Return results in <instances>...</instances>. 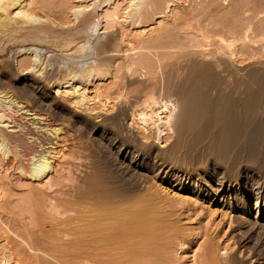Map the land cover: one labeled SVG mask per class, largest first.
<instances>
[{"label": "rangeland", "instance_id": "1", "mask_svg": "<svg viewBox=\"0 0 264 264\" xmlns=\"http://www.w3.org/2000/svg\"><path fill=\"white\" fill-rule=\"evenodd\" d=\"M62 1L56 0L58 7L62 3L57 8L56 2L53 0L52 4H55L56 7L52 5L43 12L44 14L38 12V16H42L43 18L47 14L50 20L58 18L57 22H60V20L63 22V19L66 18V7L72 4L74 6L75 3L77 5L79 0H71L72 2L68 0ZM258 1L261 4L264 3V0H252V3H258L256 5L253 4V7L250 5V0L249 6L251 8L247 7V12L243 10V14V11L239 13L240 15L237 14L239 17L241 16L240 18L233 13L231 16L229 14V7H227L228 9L224 7L225 11L222 7L221 13L219 12L221 15L218 14V19L222 20V22L224 20H226L225 23L227 21L230 22L233 19L232 22H228L231 25L230 28L233 27L231 23L236 24V22H233L235 18H237L238 26L242 24L244 27L246 20L248 21L249 19L250 21V18H252L251 21L254 24L250 23L251 21L247 22L246 26L242 27V30L240 27V30L243 35L244 31L249 29L248 33L249 35L251 34L249 39L253 37V41L257 45L253 44L251 46L252 42L250 41L252 39L247 44L251 46V49L254 46L258 47V49L254 47L255 50H252L254 53H252L250 48H247L248 50L245 49L248 51L247 53L242 52L243 45L236 43L237 52H240L241 58H239L242 61L237 58L234 63H225L228 67L225 64H215L216 62L210 58L203 59L201 55L202 51H200L201 48L199 50L196 49V45L195 48L191 49L194 42H192L193 44H189L192 39L190 37L187 39V36L190 34L187 33V27L184 22L186 19L185 13L180 14L178 22L180 21L181 23L177 22L178 24H174L172 32H175V36L179 35L178 37L181 39L179 43L182 42V44L178 43L180 47L176 46V49H172L173 52L170 55H175L174 60H170V57L166 58V56L165 60H167V63L172 61L170 63L172 64L176 61L175 57L179 58L177 59L180 63L178 67L186 68L182 71L179 68L178 72H175L177 68L174 66V68L172 66L170 68L169 65L165 69L164 77L166 78L167 76L168 81L174 84L173 87H175L171 91L172 94L176 95L181 87H186L185 83H188V86L190 83L193 84L199 81L200 78H206L205 75L210 71L208 75H211L212 72V79L218 77L215 79L216 81L220 79V83L217 82L223 86H221L222 89L227 87L229 89L234 88L233 90L235 91H241H236L231 96V105L234 106L236 112L239 110L237 113H240V104L245 97L242 93L244 89L246 87L256 89L259 83L264 82V4L260 5ZM67 2L70 3L67 5ZM187 2L189 0H180L178 8L181 5V7L183 6L182 10L185 8L184 10L187 11L189 9L188 5H190ZM207 2L209 3L208 6L206 5ZM207 2L204 4L207 7L203 5L206 9L212 7L211 1ZM73 6H71V9ZM226 9L229 13L226 12ZM252 9L253 11H251ZM59 10H62V12ZM68 11L70 12V10ZM256 11L259 13L256 14ZM260 11L262 12L260 13ZM236 29L235 27V33ZM251 29L254 30L252 31ZM102 30L106 31L105 29H101L100 32ZM109 31H111V34H114V29L109 28ZM64 32L65 29H63ZM185 33H187V36ZM237 33L236 37L238 35V38H241V32ZM108 34L111 35L110 32ZM223 35L224 38L228 36L224 32ZM183 42H185V48L183 47ZM57 44V41H50L44 45H36V47L43 50L41 55L42 65L37 68L38 70L40 69L39 76L20 74V66H16L15 61L17 59H14L13 56L14 48L7 51L3 56H0V88L13 93L22 107L41 117L51 130H58L56 135L37 134L32 130L31 121L27 116L21 112L19 113V111L13 116L14 125L24 127L23 133L38 138V142L26 144L23 148L21 147L19 154H15L13 149H11L12 154L10 153L5 159L0 153V189H4L5 193V198L0 202V264H3L5 260L9 264H14V260H18L21 264H36V261L30 259L28 252L24 248L18 247L17 243L19 239L16 236L20 237L23 241L39 244V250L35 253L39 259V264H86L79 259L82 254V250H80L81 244L69 243L78 238L81 241L84 240L85 237L81 234L83 233L87 236L90 233L88 230L92 228L88 224L98 221V219L100 220V225L112 230L118 225L125 226L123 223L128 222L139 223L141 228V231L138 232L137 230V233L134 230H132V233H126L124 232V228L119 238V243L113 247L114 249L104 252L106 256L103 258L102 264H217L208 259L206 251L210 250V248L220 257L226 255V257L229 256L228 258L234 259L235 264H264V243H261L264 241L260 240L264 236V210H261L256 217L254 207V199L257 197L263 203L264 184H262V191L259 190L257 196L254 194L256 191L254 193L251 192L252 189H255L253 187L255 185L254 182L246 180L247 183H245V179L243 178H245L246 174H241L242 186L246 184L250 191L251 198L248 201L250 207L249 214L231 210L221 203L223 197L231 194L227 192V186L221 194L217 195V198L211 200L205 199L200 191L196 193L193 186L194 182L196 183L195 186L200 187V190L205 189L203 185L212 184L209 180V174L212 170L211 168H213L212 165L218 162V160H216L217 158L214 153L210 151H208L209 153L204 152L206 160L203 158V164L195 165L196 168L187 162L190 155L188 154L189 149L186 150L188 148L186 147L187 145L184 143L182 149V143L178 144L175 141L177 140L175 136H171L172 138L170 139H166L167 137L159 138L160 140L158 141V134H156L153 136V139H144L141 134L142 131L137 128L136 122L129 115H132L131 111L135 110L134 108L139 103L140 105L137 108L141 107V101L144 104L145 99H148L146 95L147 91L140 94V90L143 89L142 87L150 86L151 82L147 80V77L141 78L140 73H135V76L133 73L132 78L129 74L130 77L122 72L117 75L119 76L118 79L121 78L115 80L117 82L115 83L116 85L113 84L115 81L110 76L103 80H98L96 84L98 83L97 85H100L101 88H105L108 84L109 86H113L111 90L115 94L118 87H124L123 93H126V96H128L116 100L113 112L100 113L93 117L91 115L88 116L80 111L78 112L74 107H70L66 101L60 100L58 97L56 98L53 93L52 84L63 75V70L60 67L67 63L65 57L72 51H64ZM188 45L189 49L186 47ZM237 45L238 47L240 45V48L242 47L240 51ZM248 45L247 47H249ZM106 47L107 50L108 48L109 50L115 48L114 55H116V52L121 48V43L118 40H114V44L113 42L109 43V45L106 43ZM170 51L164 52L168 53ZM114 55L110 53L101 55V60H105V65L108 64V61L111 64L113 63L111 66L110 64L107 65L113 67V69L118 65L117 62H119L115 61L118 55L115 56V59ZM112 59H114L113 62ZM165 60L163 59L162 62L164 63ZM18 61L26 60L23 57H19ZM203 61H206V64ZM194 62L195 64L197 62L200 63H197L195 66ZM198 65L199 67H197ZM198 68H202V72L199 69L202 75H200ZM209 68L212 70H208ZM205 69L207 70L205 71ZM176 73L181 74L175 77ZM204 73L206 74L204 75ZM184 75H187L189 81L185 79L186 76L184 78ZM221 80H224V83ZM226 81L227 83L225 84ZM234 85L237 87H234ZM244 86L246 87L244 88ZM89 88L91 89V87ZM128 90H131V93ZM138 98L142 100L139 102ZM130 106L132 109H129L131 108ZM14 130L18 129L15 128ZM8 134L9 137L12 136L14 139H22L20 131ZM39 144L43 145V149L49 148V145H51L50 147L55 148V151L57 149L63 150L64 154L57 162V169L60 172L49 190L43 188V190L38 191L29 175L21 173L20 170V167H24L23 169L27 171V168L30 167L28 158L31 153H36L37 155L44 154L41 149H36ZM179 145H181L180 148ZM263 158L264 155L260 156L261 163L257 159L258 161L256 160L257 164L255 163V166L261 164L260 167H262L264 165ZM206 164L211 166L206 168ZM222 168V165H219L217 168L218 175L216 178L220 177ZM255 172L253 171L251 174L254 175ZM254 176L257 179V176ZM244 189L245 187L242 190ZM99 196H109L108 199L112 203L108 206L94 205L93 202L96 200L101 202L96 198H100ZM91 197H95L96 200H93ZM75 198L84 199L85 201L71 210L67 209L64 202H71ZM53 202L59 204V207L55 210L49 208ZM99 210H103L104 212L101 217H98L97 212ZM57 211L58 213H56ZM243 219H245L244 223H247L243 224V221H241ZM160 221L161 223H159ZM240 222L242 225H240ZM248 225L250 227L249 230ZM252 227H254L255 232ZM112 230L108 232H112ZM247 231L248 233H245ZM246 234L249 235L246 236ZM258 234L261 236L259 237ZM253 235H257V238ZM254 237L257 241H255ZM183 243L184 245H182ZM4 246L7 247L5 250L2 249ZM92 264H96V258H94V263Z\"/></svg>", "mask_w": 264, "mask_h": 264}, {"label": "bare ground", "instance_id": "2", "mask_svg": "<svg viewBox=\"0 0 264 264\" xmlns=\"http://www.w3.org/2000/svg\"><path fill=\"white\" fill-rule=\"evenodd\" d=\"M52 1L53 0H0V56H3L7 53V51L14 48V59L18 60L19 57H23L26 60L21 62H17V60L15 61L17 64L16 66H20V74H33L39 76L40 69L38 70L37 68L42 65L41 55L43 50L36 47V45H44L50 41H57V46L61 47L64 51L72 50L70 54L65 57L67 63L60 67L63 70V75L52 84L53 93L56 98L58 97L60 100L66 101L70 107H74V109L78 112L80 111L88 116L91 115L92 117L97 114L99 115L100 113L104 114L113 112L116 106V100L118 98H126L128 96H126V93H123L124 87H118V90L116 89L117 93L115 94L114 91L111 90L113 86L110 85V87L108 84V87L105 86V88H101L100 85H97L98 83L96 84L98 80L100 81L101 79L103 80L104 78L110 76L112 80L115 81L119 77L117 75L122 72L126 73V76L129 74L132 78L133 73L134 76L135 73H140L139 75L142 76L141 78L147 77V80L151 82L149 84L150 86L142 87L143 89L140 90V94L147 91L146 95L148 99H145V103L143 104V101H141L142 99L140 100L138 98V101L142 102L141 107L137 108L140 105L139 103V105L134 108L135 110L131 111L132 115H129L136 122L137 128L142 131L141 134L144 139H153V136L156 134H158V141L161 138L167 137L166 139H170L172 138L171 136H175V139H177L175 141H177L178 144L182 143V147L179 145V148L181 147L183 149L184 143L187 145L186 147L188 148L186 150L189 149L188 154H190L187 162L190 163L191 166L203 164V158L205 156L204 152L209 153L208 151H210L214 153L218 162H214L215 164L212 165L213 168H211L212 170L209 174V180L212 184L203 185L205 186V189L200 190V187L195 186L196 183L194 182V190H196V193L200 191L205 199L211 200L217 198V195L221 194L227 186V192L231 194L223 197L221 199V203L225 204L231 210L249 214L250 207L248 205V201L251 196L246 184H243L242 186L243 182L241 180V174H246L245 178H243L245 179V183H247L246 180L254 182L255 185L253 187L255 189H252L251 192L254 193L256 191L254 194L258 196L259 190H261L262 184H264V165H262V167H260L261 164L255 166L256 160L259 159L260 156L264 155V115H262L264 114V82L259 83L256 89L244 86V88H246L242 93L245 97L240 104L241 111L240 113H237L239 110L236 112L234 106L231 105V96L233 93L240 90L235 91L233 90L234 88L229 89L224 84L223 85L226 88L222 89V85L219 84L220 79L217 80L219 83L215 79L218 77L212 79V72L211 75L209 74L210 77L208 78L207 76H209L208 73H210V71L207 75L204 73L206 77L204 78L203 76L204 79H199L197 77L199 81L193 84L190 83L188 86V83H185L186 87H181L176 95L171 92L173 88L175 89V87H173L174 84H171L170 81H168L167 76L165 78L164 75L166 71L165 69H167L169 65L170 68L173 66L177 68L176 71L174 70L175 72H178L179 68H181L180 71L186 68L178 67L180 63L177 59L179 58L175 57L176 61L172 64H170L172 61L167 63V60H165L167 57H170V60H174L175 55H170V53L173 52L172 49L179 44H182V42L179 43L181 40L178 37L179 35L177 34L176 37L175 32H172V26L180 20L181 13H185L184 15L186 17V21L184 20V22L187 27V33L190 34L187 36V33H185L187 39L188 37L192 39L189 44H193L192 42H194L191 49H193V47L195 48V45L197 47L196 49L199 50V48H201L202 50L200 49V51H202L201 55L203 59H213L216 62L215 64L219 65L227 62L234 63L237 58L242 61V59H240L241 55H239L240 52H237L238 49L236 48V43L243 45V49L242 47L240 48V45L239 47L237 45L239 51L242 49V52L247 53V48H250L251 51L258 49L256 46H254L255 49L254 47L251 49V46L256 44V42L253 41V37H251L252 41H250L251 39L249 38L251 34L249 35L248 33L249 29L245 30L242 35L241 30L243 26L242 24L238 26L236 20L237 18H235V16L239 17V13L243 10L247 12V7H250V0H189L187 3H190V5H188L189 9L187 11L184 10L185 8L182 10L183 6L181 7V5L180 8H178L180 0H79L78 4L76 5L75 3L74 6L73 4L68 5L70 2L66 3L70 9L66 7L65 11L67 10L68 13L65 12L66 18L63 19V22L60 20L61 17L59 19L60 22H57V17L56 20H50V18L47 17V14L45 15L47 18L38 16V12L43 13L48 7L53 5ZM207 1H211L212 3V7L208 9L203 7ZM62 2L65 3L64 1ZM251 3V6H253V4H258H255V2ZM61 4L62 3H60V5ZM262 4L260 3V5ZM206 5L208 6L209 3L207 2ZM206 5L204 6L207 7ZM71 6H73L72 9ZM59 7L57 5V8ZM222 7L224 11L225 8L229 7L230 13L227 12L228 8L226 9V12L231 14V16L233 14L235 15L233 16V18H235L233 22H236V24L231 23L233 25L231 28L229 23L232 22L233 19H231L230 22L227 21L226 23V20L222 22V20L220 21V19H218V16L221 15L220 11ZM68 10H70V12ZM59 11L62 12V10ZM251 11H253V9ZM261 12L262 11H260V13ZM258 13L259 12L256 14ZM251 19L252 18H250V21ZM250 21L249 19L248 21L246 20V24ZM250 23H252V21ZM234 25L241 32L242 37L239 35L241 38H238V35L236 37V33H239V31L236 29L235 33ZM109 28L112 30L114 29V34H111ZM63 29H65V32L67 30L68 31L63 33ZM101 29H105L106 31L102 30L100 32ZM251 30L253 31L254 29ZM107 31H109L111 35H109V32ZM223 32L228 35H225L226 38L223 37ZM114 40H118L121 43V48L116 52L118 57L114 55L115 48L110 50L109 48L108 50L106 49L108 47H106V43L109 45V43L113 42L114 44ZM249 41L252 42L251 46L247 44ZM184 43L185 42H183V47ZM53 45L56 46L55 44ZM247 45L249 47H247ZM186 47L187 49L190 48L189 45ZM164 51L170 52H168V54ZM253 51L252 53H254ZM256 52H258V50H256ZM256 52L255 54H257ZM109 53L114 55V59L116 56L115 61L117 60L120 62H117L118 65L115 63L116 67L114 69L113 67H110L113 63L111 64L110 61H108V64L105 65V60H101V55ZM243 57L245 56L243 55ZM114 59H112V62ZM163 59L166 63L165 61L164 63L162 62ZM200 62L197 63L199 64ZM197 63L195 64L194 62L195 66ZM109 64L110 66H107ZM225 65L227 66V64ZM207 66L209 67V65ZM197 67H199V65ZM199 69L200 68H198V71ZM210 69L211 68L208 70ZM200 70L202 72V68ZM206 70L207 69H205V71ZM201 72L200 75H202ZM224 72L226 73L225 70ZM111 73L113 74L111 75ZM180 74L176 73L175 77H178L177 75ZM172 78L174 79V76ZM184 78L187 79V75H184ZM177 80L180 81L179 78H177ZM223 81L221 80L222 83H224ZM115 83L117 82L115 81L113 84ZM226 83L227 81L225 84ZM89 87H91V89ZM234 87L237 86L234 85ZM130 91L128 90V92ZM234 95L236 96V94ZM142 96L144 97V95ZM129 109H132V107ZM18 111L29 118L32 130L35 133L56 135V132L58 131L51 130L49 126L44 123V120L41 117L22 107L21 103L16 100L13 93L0 88V153L4 159L11 153V149H13L15 154H19L21 147L23 148L26 144L38 142V138L23 133L24 127L14 125L13 116ZM15 128L18 130H14ZM9 129H11V131H9ZM19 131L22 134V139L19 140L18 138L14 139L12 136L9 137L8 133H16ZM50 146L51 145H49V148L47 147L43 149V145L41 146L39 144L36 149H41L44 154L37 155L36 153H31V155H29L30 157L28 158V162L30 167H28L29 171L27 168L28 172L23 169L24 167H20L21 173L28 174L34 181L35 187L38 191L43 190V188L45 190L51 189L54 180L60 172L57 169V162L61 159V157H63V150L57 149V151H55V148ZM219 165H222L223 167L222 173L219 178H216L218 175L217 168ZM208 166L210 167L211 165L208 164L206 168H208ZM253 171H256L254 175L257 176V179L251 174ZM244 187L245 189L242 190ZM3 190L4 189H0V202H2L5 198ZM108 197H96L101 202H98L95 197L91 198L96 200L93 202L96 206H108L112 203ZM254 200L257 217L259 212L264 210V200L263 203L259 201L258 197ZM83 201L85 200L75 198L71 202H64V205L67 209L71 210L77 205L83 203ZM58 207L59 204L53 202L50 204L49 208L55 210ZM56 213H58V211ZM97 213L98 217H101L104 212L103 210H99ZM255 218L253 219L255 220ZM244 220L245 219L241 220L243 221V224L247 223H244ZM95 222L88 224L91 225L92 228L91 230H88L90 233L87 236L83 233L81 234L85 237L84 240L81 241L78 238L74 241H70L69 243L81 244V247H79L80 250H82V254L79 259L84 261L86 264L94 263V258H96V264H102L103 258L106 256L104 252L114 249L113 247L119 243V238L121 237L124 228V232L126 233H132V230H134V232L136 231L135 233H137V230L138 232L141 231L140 224L135 222L123 223L125 226L118 225L114 227L115 229L113 230L100 225L99 219ZM150 222L152 223V221ZM159 223H161V221ZM240 225H242L241 222ZM253 228L254 227H252V229ZM258 228L262 229L260 227ZM249 229L250 227L248 230ZM109 230H112V232H108ZM245 233H248V231ZM248 235L246 234V236ZM253 236L257 238V235ZM258 236L260 237L261 235L258 234ZM16 237L19 239V242L17 243L18 247L21 249L24 248L25 251L28 252L30 259L35 260L36 264H39V259L37 255H35V253L39 250V244L29 243L27 241H23L18 236ZM256 238L255 241H257ZM260 240L264 241V236H262ZM258 242L257 244L259 246ZM182 245H184V243ZM6 248L7 247L4 246L2 249L5 250ZM206 252L208 254V259L214 263L235 264L233 261L234 259L232 260L228 258L229 256L226 257V255L224 257H220L216 255L212 248ZM230 257L233 258L232 256ZM75 259L77 258L75 257ZM3 264L9 263L5 260L3 261ZM14 264L21 263H19L18 260H14Z\"/></svg>", "mask_w": 264, "mask_h": 264}]
</instances>
